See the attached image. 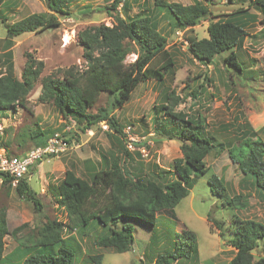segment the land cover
Wrapping results in <instances>:
<instances>
[{
    "label": "rangeland",
    "instance_id": "obj_1",
    "mask_svg": "<svg viewBox=\"0 0 264 264\" xmlns=\"http://www.w3.org/2000/svg\"><path fill=\"white\" fill-rule=\"evenodd\" d=\"M168 1L182 4L194 2ZM208 1L214 5L215 15L232 12L241 6L247 7L249 3L248 0H235L233 4L226 0ZM111 2L72 0L68 7L70 15L60 17L57 26L41 33L32 31L12 38L13 44L10 46L7 23L12 24L32 13H48L49 10L45 0H5L0 5V54L8 47L13 51L16 76L20 78L27 52L45 63L43 73L29 94V109L18 107L14 112L0 114V154L5 149L9 156L22 155L35 148L34 141L26 137V132L36 128V122L47 137L60 132L69 141L66 152H60L57 156H44L42 164L40 162L29 168L25 175L29 186L42 203L41 211H36L31 200L19 197L13 186L0 181V207L11 209L10 231L19 224L28 223L16 236L8 237L6 244L13 238L21 246L4 264H23L25 248L38 238V229L46 219H68L66 211L58 206L55 193L67 169L88 177L91 173L89 163H98V169L106 168L114 156L127 160L129 171L142 173L144 177L173 168V160L182 156L180 143L173 139H163L159 134L162 127H172L166 109L162 106L167 104L165 93L171 90L184 100L176 106L175 111L187 113L192 119L201 116L205 134L216 137L214 143L217 146L205 160L209 171L196 178L194 186L174 211L167 209L158 214L154 228L136 219L129 221L134 226L135 237L130 251L118 253L111 248L98 247L97 239L109 229L97 221L83 225L73 233L70 227L64 233L67 237L64 243L72 247L75 253L73 264H92L89 256L96 253H103V264H133L140 260L153 264L158 254L171 250L177 239L176 233L191 229L197 234L199 257L181 258L173 264H228L235 254V249L230 246L233 221L254 219L264 224V200L253 186L243 181V173L228 155V149L247 130H256V135L264 140V15L258 13L256 20L250 21L247 27V36L238 51L244 61V71L240 72L224 63L228 52L218 55L208 66L202 65L188 53V43L208 36L209 20L174 32L172 18L168 15L170 13L166 9L157 8L155 0H128L125 8L121 3L118 9L125 17L148 14L157 19L158 29L168 38V49L175 55L176 68L163 81L141 82L129 102L114 110L123 128L122 134H118L112 132L106 122L95 125L91 130H84V123H80L78 118L63 119L52 102H40L39 99L42 77L50 73L61 76L71 67H85L78 32L90 25H111V13L115 10L106 8ZM249 9L250 12H257L252 5ZM135 57V53L129 54L126 62L133 61ZM1 62L0 58V75L6 71ZM201 82L203 87L199 88L196 97L190 95ZM107 102L108 94L103 92L95 106L89 109L90 112L95 113ZM155 119L160 123L156 124ZM219 143L224 144L223 150H219ZM125 150L132 158L129 159ZM212 174L224 178L227 186L225 197L211 192L209 179ZM168 178L173 177L169 175ZM238 194L242 195L246 206L232 209L226 201ZM17 208L22 211L20 218L13 214ZM68 223L73 225L71 221ZM75 240L81 244L80 247L73 244ZM6 250L8 253L9 246ZM38 251L39 247L32 250L33 253ZM253 255L255 259L263 255L260 245L253 251Z\"/></svg>",
    "mask_w": 264,
    "mask_h": 264
},
{
    "label": "trees",
    "instance_id": "obj_2",
    "mask_svg": "<svg viewBox=\"0 0 264 264\" xmlns=\"http://www.w3.org/2000/svg\"><path fill=\"white\" fill-rule=\"evenodd\" d=\"M4 1L0 0V5ZM45 1L48 13H32L12 24H6L9 46L13 44L12 38L32 31L41 33L57 26L60 17L70 15L68 7L72 0ZM226 1L232 4L236 2ZM248 1V8L241 6L221 15H215L214 5L208 0H194L190 4L155 0L154 5L170 13L168 15L172 18L174 32L209 20L208 36L188 43V53L202 65L208 66L218 55L228 52L224 63L243 72L244 61L238 51L247 36L250 21L256 20L258 13L264 15V0ZM127 2L112 0L106 6L109 10H115L111 13V25H90L78 32L86 61L84 68L71 67L61 76L50 73L41 79L40 102H52L63 119L78 118L80 123H84V130H91L95 125L106 122L112 132L122 134L123 128L114 110L129 102L141 82L163 81L176 68L175 55L168 49V38L158 29L157 19L148 14L121 15L118 7L122 3L125 8ZM251 5L257 12H250ZM216 17L218 19L214 20ZM131 53H135L136 57L127 63L126 58ZM13 54L9 47L0 54L1 63L6 68L0 75V114L14 112L18 107L29 109V94L45 68L42 60L27 52L25 66L18 78ZM200 87H203L202 82L197 84L190 95L196 97ZM103 92L108 94L107 104L99 107L95 113L90 112L89 109L95 106ZM165 99L167 104L162 106L166 109L172 127H162L159 134L163 139L177 140L182 153V156L173 160V168L144 177L142 173L130 172L126 166L127 160L114 156L108 167L94 169L88 177L67 169L55 193L58 206L66 211L68 220L46 219L38 229V238L29 245V254L23 264H73L75 253L72 247L64 243L67 239L64 233L70 227L74 232L92 221L109 229L97 239L98 247L111 248L118 253L130 251L135 237L134 226L129 221L136 219L154 228L158 214L167 209L174 211L188 195L196 178L209 171L205 160L217 146L214 143L216 137L205 134L201 116L192 119L187 113L175 111L176 106L184 100L174 90L167 91ZM155 120L156 124L160 123L158 119ZM256 134L254 129L245 131L243 137L228 149V155L243 173V181L253 186L264 200V140ZM26 137L34 141L36 147L46 145L49 138L37 122L36 128L26 132ZM218 147L219 150L225 148L223 143H219ZM60 152L50 156H57ZM125 152L129 159L132 158L127 150ZM40 162L41 159L35 161L29 168ZM169 175L173 178H168ZM0 179L2 184L12 187L13 178L6 172L0 171ZM29 184L24 176L13 188L19 197L31 200L39 212L42 203ZM209 184L214 195L226 196L227 186L222 176L212 174ZM226 203L232 209L246 206L240 194L233 195ZM68 221L73 222V225L70 226ZM119 223L121 227L117 228ZM27 225L24 222L10 231L7 209L0 207V262L4 259L6 237L16 236ZM231 227L230 246L235 249V254L228 264H264V224L254 219H245L234 220ZM176 238L171 250L158 254L153 264H173L181 258L199 257L196 232L183 229L182 233H176ZM73 244L78 247L81 245L76 240ZM259 245L263 255L255 259L253 251ZM38 247L39 251L33 253V248ZM103 258V253L89 256L92 264H103ZM133 264L146 263L140 260Z\"/></svg>",
    "mask_w": 264,
    "mask_h": 264
},
{
    "label": "built area",
    "instance_id": "obj_3",
    "mask_svg": "<svg viewBox=\"0 0 264 264\" xmlns=\"http://www.w3.org/2000/svg\"><path fill=\"white\" fill-rule=\"evenodd\" d=\"M68 149L69 141L64 138L62 133L55 132L48 138L46 145L32 148L22 155L9 156L3 149L0 154V171L6 172L13 178L11 185L15 187L28 172L32 163L46 155L58 154L60 151L64 152ZM0 180L2 181V179Z\"/></svg>",
    "mask_w": 264,
    "mask_h": 264
},
{
    "label": "crops",
    "instance_id": "obj_4",
    "mask_svg": "<svg viewBox=\"0 0 264 264\" xmlns=\"http://www.w3.org/2000/svg\"><path fill=\"white\" fill-rule=\"evenodd\" d=\"M41 164H42V162H41ZM40 164V165H41ZM64 165V167H65V164H63ZM98 167V163H96V165H94V164H92V165H90V163H89V169H90V171L92 172L95 168H97ZM17 211H15V213H13V214H15L16 216H18L19 218L20 217H22L21 216V213H22V211H20V208H17L16 209ZM11 211V209H8L7 210V220H8V226H10V212ZM21 212V213H20ZM12 214V215H13ZM68 219H65V220H63L64 222H66ZM21 224H19L18 226H20ZM18 226H16V227H18ZM15 227V228H16ZM9 229H10V227H9ZM73 233V232H72ZM8 237L10 238V235H8L7 237H6V239H5V253H4V259L0 262V264H4L6 261H9L10 260V256L11 255H13L18 249H19V247L21 246L19 243H18V241H15L13 238H12V241H10L9 242V244H6V241L8 242ZM9 246V250H8V253L6 252L7 250V247ZM29 249L28 248H25V252H26V255L24 256V259L28 256V254H29V251H28Z\"/></svg>",
    "mask_w": 264,
    "mask_h": 264
}]
</instances>
